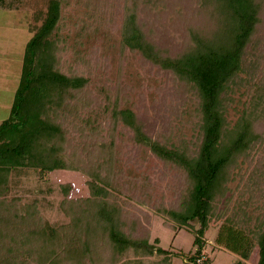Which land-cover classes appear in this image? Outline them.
<instances>
[{
    "label": "trees",
    "instance_id": "16d2710c",
    "mask_svg": "<svg viewBox=\"0 0 264 264\" xmlns=\"http://www.w3.org/2000/svg\"><path fill=\"white\" fill-rule=\"evenodd\" d=\"M118 1H123L126 18L120 35L123 49L138 52L197 95L199 142L192 150L170 148L145 131L138 113L126 105L128 94L121 86L113 94H109L112 89H103L105 96L91 89L100 49L91 46L83 53L68 47L64 32L75 26L81 36L94 38L93 17L103 12L100 3L104 0H46V10L37 13L42 23L25 47L9 116L0 124V223L15 224L14 228L4 227V233L0 225V264H107V249L113 261L130 248L153 252L147 238L134 239L124 231L123 214L115 202L108 201L111 194L105 186L115 187L120 136L127 131L137 146L185 172L188 182L179 207L165 211L180 227H190L191 222L200 225L191 228L196 250L190 261L208 264L200 260L216 208L230 192L240 160L246 161L261 139L256 120L243 115L230 128L225 115L231 86L242 81L240 73L248 66L249 55L258 53L264 32V0ZM19 3L21 0L15 1ZM11 7L12 0H0V8ZM168 17L173 27L188 24L185 47L176 55L166 54L161 47L164 42L158 29L164 28L162 23ZM256 80L249 88L264 96V77ZM98 106L102 113L85 115ZM22 169H32L44 178L55 170H77L92 178L91 196L72 199L73 186L62 185L65 198L61 207L70 214V223L51 226L42 221L39 205L22 208L18 199L6 198L11 194L13 173ZM247 214L243 210L242 220L228 216L216 242L240 257L236 264H245L258 247L257 264H264V219L256 217L252 228L253 218ZM62 251L65 257H60Z\"/></svg>",
    "mask_w": 264,
    "mask_h": 264
},
{
    "label": "rangeland",
    "instance_id": "374dc122",
    "mask_svg": "<svg viewBox=\"0 0 264 264\" xmlns=\"http://www.w3.org/2000/svg\"><path fill=\"white\" fill-rule=\"evenodd\" d=\"M15 1L12 0L13 7L10 9L0 8V101L5 100L7 110L21 78L26 44L42 23V20L37 19V13L44 12L47 6L46 0H21V4H15ZM122 4L123 1L118 0L101 2L103 12L100 11L95 17L97 20L93 17L96 30L94 38L81 36L75 26H70V30L64 32L69 37L67 45L76 47L83 53L91 46H98L99 61L95 71H92L91 89L96 94L105 96L103 89H112L109 94H113L114 89L121 86L124 93L128 94V98L125 96L126 105L138 113L148 134L170 148L175 146L181 150H192L198 144L201 132L199 99L193 90L180 84L172 74L145 61L138 52L123 49L120 35L126 18L121 10ZM177 8L180 9L178 5ZM70 14L73 12L70 11ZM162 26L164 28L158 29L164 42L161 43L162 51L165 52L166 49V54L176 55L185 47L183 45L187 40L185 34L188 24L183 22L173 27L168 17L164 19ZM263 34L264 32L261 33L260 46H257V55H249L248 66L240 73L242 81L238 80L229 90V106L225 115L230 128L243 115L252 121L256 120L255 125L261 139L246 161L244 158L240 160V170L229 184L230 192L220 200L221 203L216 208V217L205 234L206 245L200 262L236 264L240 260L238 255L216 242L217 233L228 216L242 220L243 210H247L248 217L253 218L250 222L252 228L256 227V217L264 219V96H259L255 89L249 88L250 84L257 82L256 79L264 77ZM176 41L181 45L177 46ZM101 107L98 106L93 113L89 110L85 115L93 114L96 117L104 111ZM2 115L1 112V117ZM120 138V160L115 165L118 171L116 184L114 181V188L105 186L111 194L108 201L115 202L123 214L124 231L134 239L147 238L153 252L147 253L143 248H130L113 261L111 250L107 249L104 254L105 262L192 264L190 256L196 250L193 246L195 234L192 229L200 228V225L191 222L190 227H180L165 211L179 207L188 182L185 172L160 160L148 148L137 146L129 131ZM91 180L90 176L77 170H55L44 178L32 169H22L13 173L9 185L11 194L5 196L9 200L18 199L22 208L39 205L43 222L45 220L51 226H62L70 223L71 216L61 207L65 198L61 186H73L70 194L72 199L89 198ZM0 225H3L4 233V227L14 228L15 224L3 220ZM10 235L13 234L8 236ZM38 240L40 244L41 239ZM158 248L164 252L158 253ZM258 252L259 248L256 247L245 264H257ZM64 254L62 251L59 255L65 257ZM25 256L30 258L29 255ZM56 258L57 256L53 257L55 260ZM110 260L113 262L110 263ZM60 264H68V261H60Z\"/></svg>",
    "mask_w": 264,
    "mask_h": 264
},
{
    "label": "crops",
    "instance_id": "0c3cea01",
    "mask_svg": "<svg viewBox=\"0 0 264 264\" xmlns=\"http://www.w3.org/2000/svg\"><path fill=\"white\" fill-rule=\"evenodd\" d=\"M17 89V88H16ZM15 92L16 90L14 91V96H15ZM14 96H13V100L9 106V110H7L6 108L8 107L5 100H2L0 101V124L3 120H5L6 118H8L9 116V113H10V110H11V106L13 104V101H14ZM7 106V107H6ZM1 112L3 113L2 117H1ZM6 115V116H5Z\"/></svg>",
    "mask_w": 264,
    "mask_h": 264
}]
</instances>
